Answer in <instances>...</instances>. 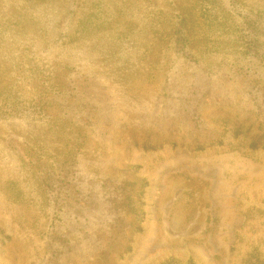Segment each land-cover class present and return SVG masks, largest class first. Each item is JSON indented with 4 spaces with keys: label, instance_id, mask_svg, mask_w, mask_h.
<instances>
[{
    "label": "rangeland",
    "instance_id": "obj_1",
    "mask_svg": "<svg viewBox=\"0 0 264 264\" xmlns=\"http://www.w3.org/2000/svg\"><path fill=\"white\" fill-rule=\"evenodd\" d=\"M110 255L264 264V0H0V264Z\"/></svg>",
    "mask_w": 264,
    "mask_h": 264
},
{
    "label": "trees",
    "instance_id": "obj_2",
    "mask_svg": "<svg viewBox=\"0 0 264 264\" xmlns=\"http://www.w3.org/2000/svg\"><path fill=\"white\" fill-rule=\"evenodd\" d=\"M4 92H7V91H4ZM111 254V253H110ZM109 256V255H108ZM115 257H112V255H110V258L107 259V257L105 258V261L108 263V264H113L115 262Z\"/></svg>",
    "mask_w": 264,
    "mask_h": 264
}]
</instances>
